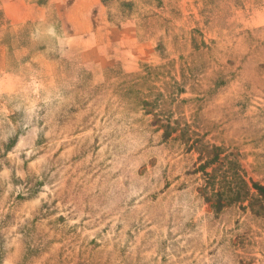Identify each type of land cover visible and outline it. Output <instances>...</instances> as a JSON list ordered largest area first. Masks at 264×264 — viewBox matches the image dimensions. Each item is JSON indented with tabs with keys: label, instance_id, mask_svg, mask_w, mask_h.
Masks as SVG:
<instances>
[{
	"label": "rangeland",
	"instance_id": "obj_1",
	"mask_svg": "<svg viewBox=\"0 0 264 264\" xmlns=\"http://www.w3.org/2000/svg\"><path fill=\"white\" fill-rule=\"evenodd\" d=\"M252 183L264 0H0V264H264Z\"/></svg>",
	"mask_w": 264,
	"mask_h": 264
},
{
	"label": "trees",
	"instance_id": "obj_2",
	"mask_svg": "<svg viewBox=\"0 0 264 264\" xmlns=\"http://www.w3.org/2000/svg\"><path fill=\"white\" fill-rule=\"evenodd\" d=\"M217 148V147H216ZM220 147H218L217 149H219ZM215 158V157H214ZM207 159L206 162L204 164H202L200 167L202 169H204L206 167V165H208L210 162H213L212 160L214 159ZM253 188L257 191V195L261 196L262 198H264V186L257 184V183H252Z\"/></svg>",
	"mask_w": 264,
	"mask_h": 264
}]
</instances>
